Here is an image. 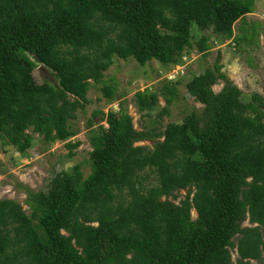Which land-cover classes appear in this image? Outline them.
<instances>
[{"label": "trees", "instance_id": "trees-1", "mask_svg": "<svg viewBox=\"0 0 264 264\" xmlns=\"http://www.w3.org/2000/svg\"><path fill=\"white\" fill-rule=\"evenodd\" d=\"M254 6L255 0H0L1 142L26 155L29 131L48 145L68 141L77 135L71 122L90 104L92 82L117 100L116 87L105 81L116 58L169 66L194 49L207 56L211 38L194 40V31L232 40L234 25L245 23ZM261 33L264 23L243 27L235 41L252 46ZM220 57L186 84L202 110L160 130H137L124 108L97 110L93 117L107 127L89 122L88 176L79 166L57 173L46 191L29 192L28 210L0 199V264H234L235 248L237 264H264V98L246 99ZM38 66L47 78H35ZM179 84L166 80L138 94L139 110L153 111L162 96L160 117L170 116ZM147 171L156 174L152 185L140 178ZM182 191L184 199L171 200ZM248 219L252 226L243 227Z\"/></svg>", "mask_w": 264, "mask_h": 264}, {"label": "rangeland", "instance_id": "rangeland-1", "mask_svg": "<svg viewBox=\"0 0 264 264\" xmlns=\"http://www.w3.org/2000/svg\"><path fill=\"white\" fill-rule=\"evenodd\" d=\"M264 23V0H255L254 13L248 15L245 23L238 21L234 25V39L223 40L214 35L212 31H194V40L207 35L211 38L212 49L209 55L204 56L196 49L185 53L177 59L173 65L163 66L157 61L140 65L135 59H115L114 65L106 72L105 81L116 87L117 100L110 101L101 91L102 85L91 83L88 93L90 104L85 112L79 111L77 120L71 122L73 130L77 133L65 142L46 144L43 138L29 131L33 135V146L26 155L20 154L13 146H4L0 140V199H12L19 202L28 210L26 200L29 192L46 191L54 176L61 172H72L79 166L85 177L91 172L90 152L93 150L89 140V122L93 120L94 127L102 125L107 127L106 120L102 117H93L97 110L105 115L111 112H119L126 109L133 117L137 130L163 129L170 122H180L193 110H202L203 105L197 103L189 96L186 84L195 75L202 73L206 68L215 64L220 55V64L223 71L234 85L245 94L246 99L254 93L264 98V35L261 33L256 43L248 46L245 43L237 44L235 38L242 36V29ZM193 29H198L194 24ZM35 78L41 80L48 75L38 66L34 72ZM50 79H53L51 76ZM179 81V98L170 106V116H163V108L167 105L165 99L160 96L159 106L153 111L141 112L136 103L137 95L150 93L158 89L162 82ZM225 82L221 81L214 87L219 92ZM69 143H79L78 147L70 150ZM153 148L154 142H143ZM147 185L156 182V174L147 171L141 177ZM187 195V191L179 193V197L172 201L179 203ZM126 196V193H123ZM197 216L196 212L193 213ZM252 226L249 219L243 227ZM237 242V238L234 239ZM233 263L237 264L239 258L238 249H232ZM252 264H260L253 261Z\"/></svg>", "mask_w": 264, "mask_h": 264}, {"label": "water", "instance_id": "water-1", "mask_svg": "<svg viewBox=\"0 0 264 264\" xmlns=\"http://www.w3.org/2000/svg\"><path fill=\"white\" fill-rule=\"evenodd\" d=\"M42 70H43L44 72H46L45 68H43V67H42Z\"/></svg>", "mask_w": 264, "mask_h": 264}]
</instances>
